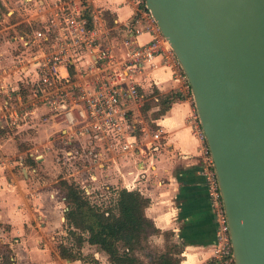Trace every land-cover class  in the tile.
<instances>
[{
	"label": "crops",
	"instance_id": "obj_1",
	"mask_svg": "<svg viewBox=\"0 0 264 264\" xmlns=\"http://www.w3.org/2000/svg\"><path fill=\"white\" fill-rule=\"evenodd\" d=\"M54 2L0 0V100L6 92L31 95V85L36 80L31 56L47 49L49 42L43 41L39 33L46 28L48 10L53 9ZM90 4L97 26L104 25L101 11L114 17L113 25H107V49L120 57L122 36L133 17V6L124 0H90ZM109 30L121 39L116 41ZM25 39L30 41L27 46L23 43ZM149 39L146 32L137 37L139 43ZM157 63V67L141 64L132 76L142 96L132 113L137 127L143 129L140 140H146L151 129H159L160 138L151 150L144 147L135 153L107 150V188L115 195L120 188H127L149 198L146 216L161 232L169 233L168 237L150 236L153 247L164 251L175 245L180 250L174 254L179 257L177 264H205L212 260L216 221L200 174L202 140L195 128L196 110L184 75L176 77L172 64ZM165 94L172 97L166 111L151 118L150 114L158 109L152 106L146 118L141 111L143 103L148 99L157 101L159 95ZM32 107L17 127L0 128V241L14 252V264H85L79 259H63L58 254L57 239L64 235L62 212L66 205L64 197L58 194V189L49 186L46 177L51 164L56 167L48 144H55L59 138L53 135L65 123L41 103ZM152 124L156 127L152 128ZM80 141L85 144L86 137ZM43 149L44 153L39 154ZM32 157L37 162L35 167L27 163ZM95 163L92 168L89 164L91 171L96 168ZM99 166L94 171L96 180L102 171L101 163ZM38 168L43 173H38ZM140 257L147 264V258ZM107 264H111L108 259Z\"/></svg>",
	"mask_w": 264,
	"mask_h": 264
},
{
	"label": "built area",
	"instance_id": "obj_2",
	"mask_svg": "<svg viewBox=\"0 0 264 264\" xmlns=\"http://www.w3.org/2000/svg\"><path fill=\"white\" fill-rule=\"evenodd\" d=\"M124 1L133 6L134 14L122 36L123 54L117 58L102 45L107 39V30L104 25L95 24L90 0H55L53 9L48 10L50 18L46 19V28L39 33L43 41L49 42L47 49L31 56L36 73L31 95L6 92L0 100V128L17 127L32 106L41 103L65 123L57 132L59 140L65 145H76L66 155L86 161L87 167L90 164L92 168L97 160L100 161L95 164L103 166L101 160H107L109 149L135 153L143 147L146 150L154 147L160 138L159 129L147 132L146 140L138 138L143 129L137 127L132 110L140 104L142 96L132 76L141 64L157 67V62L172 64L176 77H183L184 73L144 0ZM143 32L150 39L139 43L137 37ZM23 43L27 46L30 41L25 39ZM158 57L160 61L156 60ZM186 87L190 90L188 82ZM194 118L197 135L202 140L200 174L216 221L212 259L216 264H234L213 160L197 112ZM81 137H86L85 144L80 141ZM89 177V182L77 181L85 194L94 192L92 183L96 181V173H90Z\"/></svg>",
	"mask_w": 264,
	"mask_h": 264
},
{
	"label": "water",
	"instance_id": "obj_3",
	"mask_svg": "<svg viewBox=\"0 0 264 264\" xmlns=\"http://www.w3.org/2000/svg\"><path fill=\"white\" fill-rule=\"evenodd\" d=\"M187 79L234 264H264V0H144Z\"/></svg>",
	"mask_w": 264,
	"mask_h": 264
},
{
	"label": "trees",
	"instance_id": "obj_4",
	"mask_svg": "<svg viewBox=\"0 0 264 264\" xmlns=\"http://www.w3.org/2000/svg\"><path fill=\"white\" fill-rule=\"evenodd\" d=\"M108 26L113 25L114 17L108 12ZM192 96V94H191ZM170 95H159L157 101L146 100L142 107V114L147 117V110L152 106H158L153 111L151 118H157L163 114L171 102ZM150 122V121H149ZM152 128L156 126L151 125ZM27 163L35 167L37 165L34 157L28 158ZM64 202L66 204L65 220L72 229L80 233H71L75 236L77 247L83 242L97 246L106 255L111 264H177L179 257L174 254L180 252L175 245L168 246L166 250L159 251L156 246L149 249V238L153 235L163 234L168 237V232H161L155 227L153 221L146 216L145 209L149 205V198L143 196L139 191L120 188L114 204V209L100 210L90 204L82 189L74 183L66 180L61 181ZM0 227L2 224L0 223ZM58 254L66 260H82L80 251L73 253L63 244L57 245ZM94 260V259H93ZM0 264H14V254L7 243L0 241ZM94 264H97L95 262ZM205 264H216L210 260Z\"/></svg>",
	"mask_w": 264,
	"mask_h": 264
},
{
	"label": "rangeland",
	"instance_id": "obj_5",
	"mask_svg": "<svg viewBox=\"0 0 264 264\" xmlns=\"http://www.w3.org/2000/svg\"><path fill=\"white\" fill-rule=\"evenodd\" d=\"M101 18L103 19V24H104V27L106 28L105 30H107V25H108L107 16L102 11H101ZM109 31L112 37L116 38V41L121 39L120 35L112 32L113 30H109ZM102 45L104 47H107V39L103 41ZM132 117H133V114H132ZM53 136L57 137V135H53ZM48 145L50 148V152H49L50 158L56 164V167H53V164H51L52 169L48 168L50 170L49 172L47 169H45V172H48V174H46L47 175L46 177H48V181L50 183L49 186L51 188L58 189L59 195L63 196V189L61 187L62 180H66L69 183H74L78 187L79 185L77 181L82 180V179H83V182L90 181V177H89L90 173H94L95 169L98 168L97 164H96V168H94V170L92 171L85 169L84 166L87 165L86 161L83 162L78 157L77 158L72 157V156L66 155L65 153L68 151H73V149L76 148L75 147L76 145L74 144L65 145L59 139L55 140L54 145L53 144H48ZM96 149L98 150L100 149V147H96ZM46 150H49V149H46ZM40 153H44V149L42 150V152L41 150H39V154ZM98 161L100 160H97L96 162ZM101 162L103 163L101 174L98 176V179L92 183L94 187V192H92L91 194L84 193V195L86 196L90 204L94 205L95 207H97L98 209L102 211V210L114 209L113 207H114L117 195L112 193L110 191V188H107V160L106 161L101 160ZM81 169L83 171L79 172V170ZM37 170H38L37 171L38 173L39 172L43 173L40 168H38ZM77 171L79 172L78 174H75V175L72 174L73 172L75 173ZM93 180H95V178H93ZM65 211L66 209L62 212L63 214V225L62 226L63 227L61 230L63 231L64 235H60L61 237L57 239V245L63 244L64 246L68 247L73 253H76V254L78 251H80L83 257L82 261L85 264H94L95 262H97V264L98 263L107 264V255L102 250H100L97 246L91 245L87 242H83V244L80 247H77L75 236L73 235V233H71V230H74L75 233H80V231L77 229H72L69 226L68 222L65 220ZM153 241L151 240L149 242L148 244L149 249L154 248L152 246V245H155Z\"/></svg>",
	"mask_w": 264,
	"mask_h": 264
}]
</instances>
